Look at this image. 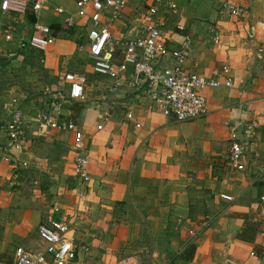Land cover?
I'll return each instance as SVG.
<instances>
[{"label": "crops", "instance_id": "obj_1", "mask_svg": "<svg viewBox=\"0 0 264 264\" xmlns=\"http://www.w3.org/2000/svg\"><path fill=\"white\" fill-rule=\"evenodd\" d=\"M32 1L25 15L2 16L13 24L14 40L6 42L0 32V48L8 51L7 57L16 51H33L27 41L32 23L39 22L49 27L54 38L43 61L50 65L45 66L57 71L60 58L72 61L78 55L80 63H71L72 71L62 73L84 75L87 82L83 98L75 101L65 97L68 86L56 82L52 91L45 88L46 102L36 92L45 84L26 80L23 93L13 95L12 90L0 98L2 131L7 114L4 105L15 99L23 111L25 140L17 156L27 162L23 179L28 176L38 186L23 189L21 211L12 209L10 217L5 211L13 223L9 237L22 242L24 248L31 242L43 244V251L45 243L38 229L61 221L77 246L87 250L81 249L78 255L83 264L123 260L135 264H264V206L259 202L264 177L258 175L264 168V65L257 58L255 43L241 30L242 24L264 21V0H226L248 10L247 18L240 20L219 13L224 0H173L177 9L164 13L162 34L167 47H178L184 36L190 38L184 70L210 78L212 71L226 67L233 85L206 90L207 114L188 122L161 115L145 83L128 87L134 80L131 68L121 79L122 86L113 89L111 80L92 72L86 30L79 27L76 11L43 0L42 9L34 13ZM65 1L74 6L72 0ZM55 7L64 13H55ZM145 10L131 3L110 26L111 32L117 37L128 32L135 35L145 23ZM66 17L77 23L71 35H84L82 44L55 39L56 31L63 35L62 29H69ZM177 24L183 30L177 31ZM259 30L258 38H264V28ZM170 64L169 59L159 60L155 70L164 71ZM32 85L36 89L29 88ZM59 96L64 97L61 116L73 121L83 135L80 152L88 158L87 184L74 173L73 134L51 130L37 134L35 115L50 111ZM128 112L132 120L126 118ZM253 121L258 124L254 133L239 130ZM232 128L245 145L243 171L229 167ZM4 145L9 155L5 135ZM189 244L195 251L191 260H185L181 254Z\"/></svg>", "mask_w": 264, "mask_h": 264}, {"label": "built area", "instance_id": "obj_2", "mask_svg": "<svg viewBox=\"0 0 264 264\" xmlns=\"http://www.w3.org/2000/svg\"><path fill=\"white\" fill-rule=\"evenodd\" d=\"M75 15L81 21L79 27L86 30L87 55L92 63V72L112 81V88L122 86L121 79L126 76L129 68L133 79L127 83L128 87L135 88L138 83H145L151 100L157 111L165 117H173L177 122H188L204 117L207 114V104L204 92L208 89L225 87L231 89L232 81L229 78V69L222 68L212 71L210 78L184 70V64L190 54V38L184 36L178 47H167L162 31L166 24L164 13L174 12L177 5L173 0H72ZM43 0H33L31 9L38 13L42 9ZM131 3L145 6V23L137 29L135 35L128 32L126 36L117 37L110 26L118 21L129 8ZM29 0H0V32L6 42L13 40L14 27L9 21H3L4 15H25ZM55 13L63 14L61 7L54 8ZM220 14H226L238 20L247 18L248 10L236 6L229 1H221L218 7ZM66 28H74L77 23L70 18L64 19ZM264 28V21L255 24H242L244 37L255 43L257 58L264 65V38H258L259 29ZM177 31L183 30L179 24ZM32 34L27 41L30 49L45 51L53 44L54 38L48 26L39 22L32 23ZM214 43H218L215 38ZM170 60L171 64L164 71H156L155 65L159 60ZM58 82L68 86L66 98L70 101L83 98L84 86L87 79L84 75L61 73ZM63 96H59L58 103L52 105L50 111L39 112L34 120L37 124V134L43 136L47 131L69 132L73 134L74 173L81 183L87 184L88 158L82 150V133L77 125L61 116ZM4 109L7 110L3 131L9 148L6 161L19 164L26 169L27 162L18 158L23 151L25 140L24 115L15 99H12ZM126 118L132 120V114ZM258 124L251 122L239 130L254 133ZM139 127V125H136ZM98 130L101 129L99 126ZM232 138L229 148V167L233 171H243L245 145L237 139V129H231ZM15 167V166H13ZM259 176L264 177V168ZM225 200L231 198L221 196ZM259 202L264 206V191L259 195ZM70 230L61 221H51L49 227H40L38 235L45 243L43 251L31 252L23 246H17L11 254L12 264H83L78 260L81 249L75 239L69 236ZM226 262V261H225ZM0 264H6L0 260ZM114 264H135L131 260H123Z\"/></svg>", "mask_w": 264, "mask_h": 264}, {"label": "rangeland", "instance_id": "obj_3", "mask_svg": "<svg viewBox=\"0 0 264 264\" xmlns=\"http://www.w3.org/2000/svg\"><path fill=\"white\" fill-rule=\"evenodd\" d=\"M49 2L59 4L65 9H68L72 12L75 11V8L70 1L50 0ZM50 24L56 25L55 22H50ZM51 30L54 29L51 28ZM56 32V40H69L77 45L80 41L79 34L77 35L75 33L74 35H71L72 33L68 31V33L61 35L62 33H58V31ZM0 49V54L3 55L0 58V98L9 94L8 91L12 90L15 91V94L13 95H17L20 92L23 93V86H25V88L28 86V82L25 83L26 80L35 81L38 82V84H45L42 87L43 90H34V92L36 91L38 93H41L45 99L44 101L47 102L48 95H44L45 88H48L49 91H52L51 87H53L54 83L56 82L58 84V77L62 73V71H72V68H70V64L72 63L73 66H75L76 63H80V61H77L80 59L78 55L76 56L75 60L72 58V61L66 60L65 57H62L59 59L57 66L58 69H56L57 71H54L53 69L46 67L50 64H48L47 62H43L45 61V54L47 49L45 51L39 52H36L34 50L27 51L25 53L16 51L15 55H11V57H7L8 51L3 50L5 48L1 47ZM81 52L84 53L83 50ZM29 88L36 89V86L32 85ZM0 114V117L3 118L4 111L2 108H0ZM7 157L8 155L6 152V147L4 145V133L0 129V193L2 192L3 194V196L0 198V255H5V259L3 260H8L7 258L11 259L12 250L15 247L20 245L23 246L22 242H15L12 236L9 237V235L13 233V223L12 220L8 218L7 212L9 213L10 217V213L12 214V209H16L19 211L23 209V189L38 188L37 184L35 185L33 181H30L28 176H26L27 178L24 180L23 175L25 176V174H23V171L25 170H23V168H20L19 164H14L12 162L9 163L8 161H6L5 159H7ZM2 160L6 162V164ZM6 210L8 211L5 212ZM42 246L43 244L37 245L36 243L31 242L29 245H27V247H25V249L31 252H39L43 248Z\"/></svg>", "mask_w": 264, "mask_h": 264}, {"label": "trees", "instance_id": "obj_4", "mask_svg": "<svg viewBox=\"0 0 264 264\" xmlns=\"http://www.w3.org/2000/svg\"><path fill=\"white\" fill-rule=\"evenodd\" d=\"M72 30H73V29H67V30L65 31V30L62 29V31L65 32V33H68V31L72 33ZM81 35H83V34H81ZM83 36H84V35H83ZM83 36L80 37V41H79V43H81V44H82L83 41H84V39H83L84 37H83ZM31 50H33V49H31ZM75 111H77V109H76ZM239 237H240V236H239ZM241 238H242V237H241ZM194 251H195V246H194V245H192V244L187 245V247L185 248V251H184V255H186V256H184V255L181 254V258L183 257L185 260H191L192 255L194 254ZM186 253H187V254H186ZM188 255H190V256H188ZM4 256H5V255H0V260H2L3 262H5L6 264H11L12 261H11L10 258H7L8 260H3V259H5ZM188 257H189V258H188Z\"/></svg>", "mask_w": 264, "mask_h": 264}]
</instances>
